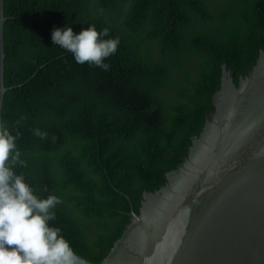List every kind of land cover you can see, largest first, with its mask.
<instances>
[{"label":"trees","instance_id":"obj_1","mask_svg":"<svg viewBox=\"0 0 264 264\" xmlns=\"http://www.w3.org/2000/svg\"><path fill=\"white\" fill-rule=\"evenodd\" d=\"M5 13L3 126L18 134L16 171L41 198H61L50 223L101 263L143 194L187 157L223 66L238 84L257 63L264 0H5ZM89 25L119 38L106 71L53 45L54 28Z\"/></svg>","mask_w":264,"mask_h":264},{"label":"water","instance_id":"obj_2","mask_svg":"<svg viewBox=\"0 0 264 264\" xmlns=\"http://www.w3.org/2000/svg\"><path fill=\"white\" fill-rule=\"evenodd\" d=\"M7 20L0 0V124ZM213 104L183 163L143 194L139 213L132 210L98 264H264V50L238 84L223 66Z\"/></svg>","mask_w":264,"mask_h":264},{"label":"clouds","instance_id":"obj_3","mask_svg":"<svg viewBox=\"0 0 264 264\" xmlns=\"http://www.w3.org/2000/svg\"><path fill=\"white\" fill-rule=\"evenodd\" d=\"M107 28L98 30L89 25L79 33L71 26L52 31L53 45L70 52L79 64L108 70L105 61L116 54L119 38H107ZM36 136L46 132L34 130ZM14 135L0 124V264H78L79 257L59 227L50 222L56 219L55 209L62 203L59 196L41 198L26 180L21 151ZM46 190V189H45Z\"/></svg>","mask_w":264,"mask_h":264}]
</instances>
